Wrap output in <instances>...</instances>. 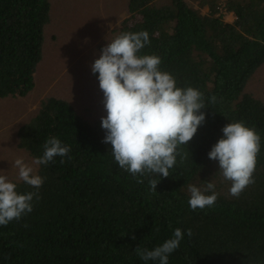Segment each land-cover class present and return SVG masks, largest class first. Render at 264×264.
<instances>
[{"label": "trees", "instance_id": "16d2710c", "mask_svg": "<svg viewBox=\"0 0 264 264\" xmlns=\"http://www.w3.org/2000/svg\"><path fill=\"white\" fill-rule=\"evenodd\" d=\"M198 4L199 9L185 0H128L129 16L115 29V36L148 31L150 44L142 54L160 56L161 70L179 87L204 94L205 123L178 149L169 177L133 178L115 162L111 144L102 142L101 122L88 121L62 98L41 99L18 127L17 146L34 159L48 138L57 137L71 146V159L58 156L38 166L46 179L33 211L0 225V264H159L142 260L135 249L153 250L176 228L185 235L168 264H264V102L244 90L264 64V0ZM50 7V0H0V99L34 88ZM220 9L234 20H224ZM239 120L256 128L261 150L255 182L237 198L208 153L223 127ZM151 178L160 179L155 192ZM14 182L19 193L36 191ZM206 182L216 185L218 199L193 211L189 185L203 188Z\"/></svg>", "mask_w": 264, "mask_h": 264}, {"label": "clouds", "instance_id": "9594fccd", "mask_svg": "<svg viewBox=\"0 0 264 264\" xmlns=\"http://www.w3.org/2000/svg\"><path fill=\"white\" fill-rule=\"evenodd\" d=\"M148 44L150 38L146 30L120 32L101 49L99 58L91 64V72L98 74L107 113L101 117V127L105 130L102 142L111 144L115 162L133 178H167L180 155L178 149L187 145L205 123L202 109L206 106L204 94L198 88L179 87L170 72L161 70L160 56L142 54ZM216 99L213 95L210 102L214 104ZM222 132L223 137L212 146L208 157L218 161L220 174L231 182L229 194L238 198L255 182L261 136L244 120L226 124ZM43 148V154L31 163L25 162L23 157L16 158L13 163L18 169V179L36 191L19 193L17 184L0 174V225L18 221L33 211V200L40 199L38 190L46 179L37 173L38 166H47L58 156L71 159V146L57 137L48 138ZM64 162L60 160L61 164ZM136 182L142 184L144 181L136 179ZM159 182L160 179H149L152 191H156ZM215 188L213 182H206L203 188L189 185L190 209L212 207L219 195ZM186 231L191 238L192 230ZM184 235V230L176 228L173 237L162 245L153 250L138 246L135 252L144 261L158 260L159 264H168L169 255L180 246Z\"/></svg>", "mask_w": 264, "mask_h": 264}, {"label": "rangeland", "instance_id": "374dc122", "mask_svg": "<svg viewBox=\"0 0 264 264\" xmlns=\"http://www.w3.org/2000/svg\"><path fill=\"white\" fill-rule=\"evenodd\" d=\"M185 1L199 9V0ZM50 3L34 88L22 97L0 99V174L13 182L19 180L14 160L19 157L27 163L33 160L17 146V129L36 112L41 99L62 98L90 122H101V117L107 115L91 64L114 38L120 22L129 16L128 0H50ZM206 7L200 9L205 11ZM222 17L228 22L235 18L229 12ZM244 90L264 102V64L249 78Z\"/></svg>", "mask_w": 264, "mask_h": 264}, {"label": "built area", "instance_id": "2783aa9c", "mask_svg": "<svg viewBox=\"0 0 264 264\" xmlns=\"http://www.w3.org/2000/svg\"><path fill=\"white\" fill-rule=\"evenodd\" d=\"M220 12L224 13L225 11L224 10H220Z\"/></svg>", "mask_w": 264, "mask_h": 264}]
</instances>
